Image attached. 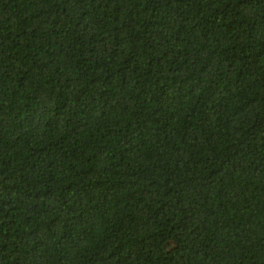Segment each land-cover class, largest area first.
<instances>
[{
	"label": "trees",
	"instance_id": "1",
	"mask_svg": "<svg viewBox=\"0 0 264 264\" xmlns=\"http://www.w3.org/2000/svg\"><path fill=\"white\" fill-rule=\"evenodd\" d=\"M0 264H264V0H0Z\"/></svg>",
	"mask_w": 264,
	"mask_h": 264
}]
</instances>
